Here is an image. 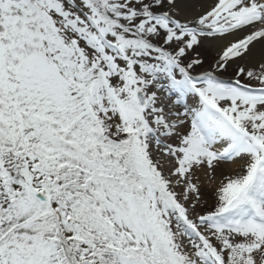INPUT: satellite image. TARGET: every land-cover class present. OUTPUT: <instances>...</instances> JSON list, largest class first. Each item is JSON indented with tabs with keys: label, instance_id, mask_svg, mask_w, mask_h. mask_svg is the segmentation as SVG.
<instances>
[{
	"label": "snow or ice",
	"instance_id": "1",
	"mask_svg": "<svg viewBox=\"0 0 264 264\" xmlns=\"http://www.w3.org/2000/svg\"><path fill=\"white\" fill-rule=\"evenodd\" d=\"M0 264H264V0H0Z\"/></svg>",
	"mask_w": 264,
	"mask_h": 264
}]
</instances>
